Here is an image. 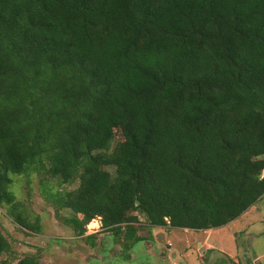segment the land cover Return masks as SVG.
Masks as SVG:
<instances>
[{"label":"trees","instance_id":"1","mask_svg":"<svg viewBox=\"0 0 264 264\" xmlns=\"http://www.w3.org/2000/svg\"><path fill=\"white\" fill-rule=\"evenodd\" d=\"M33 176L64 225L84 237L100 218L125 260L141 215L239 219L264 199V0H0V207L41 234L15 191ZM15 254L0 233V264Z\"/></svg>","mask_w":264,"mask_h":264},{"label":"rangeland","instance_id":"2","mask_svg":"<svg viewBox=\"0 0 264 264\" xmlns=\"http://www.w3.org/2000/svg\"><path fill=\"white\" fill-rule=\"evenodd\" d=\"M116 137L122 139L120 132ZM27 182L17 178L16 195L33 221L40 218L42 233L22 230L0 207V233L9 239L16 253L10 264H16L26 254L40 255L42 264H264V199L229 225L207 231L149 229L146 217L141 215L139 233L148 240L135 244L131 260H125L123 239L117 242L111 233L102 232L100 218L92 221L99 224L97 228H90L91 222L84 237H78L41 197L39 177L33 176L30 186ZM78 185L76 182L57 187L55 180L51 182L52 187L63 192L75 190ZM62 215L71 213L64 211ZM90 235H97L96 247L87 244L85 237Z\"/></svg>","mask_w":264,"mask_h":264}]
</instances>
